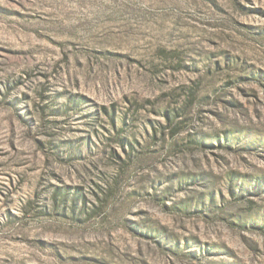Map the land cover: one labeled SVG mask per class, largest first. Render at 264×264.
Segmentation results:
<instances>
[{
    "label": "rangeland",
    "instance_id": "374dc122",
    "mask_svg": "<svg viewBox=\"0 0 264 264\" xmlns=\"http://www.w3.org/2000/svg\"><path fill=\"white\" fill-rule=\"evenodd\" d=\"M0 264H264V0H0Z\"/></svg>",
    "mask_w": 264,
    "mask_h": 264
},
{
    "label": "trees",
    "instance_id": "16d2710c",
    "mask_svg": "<svg viewBox=\"0 0 264 264\" xmlns=\"http://www.w3.org/2000/svg\"><path fill=\"white\" fill-rule=\"evenodd\" d=\"M122 161V157H119ZM124 167L123 166H119L118 170L119 171H123ZM110 191V188L107 186V188L105 190H103L100 194V197L107 199L108 198V192ZM97 196L96 199V206L93 208V210H95L100 204H101V198Z\"/></svg>",
    "mask_w": 264,
    "mask_h": 264
}]
</instances>
